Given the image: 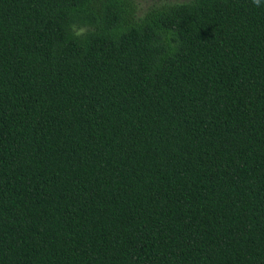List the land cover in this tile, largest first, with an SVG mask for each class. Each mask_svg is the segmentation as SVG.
<instances>
[{"label":"trees","instance_id":"trees-1","mask_svg":"<svg viewBox=\"0 0 264 264\" xmlns=\"http://www.w3.org/2000/svg\"><path fill=\"white\" fill-rule=\"evenodd\" d=\"M0 264H264V5L0 0Z\"/></svg>","mask_w":264,"mask_h":264},{"label":"rangeland","instance_id":"rangeland-1","mask_svg":"<svg viewBox=\"0 0 264 264\" xmlns=\"http://www.w3.org/2000/svg\"><path fill=\"white\" fill-rule=\"evenodd\" d=\"M135 1L138 5V8L142 10L149 4L158 3V2H162V1H169V0H135ZM170 1H172V0H170ZM176 1H182V0H176Z\"/></svg>","mask_w":264,"mask_h":264},{"label":"clouds","instance_id":"clouds-1","mask_svg":"<svg viewBox=\"0 0 264 264\" xmlns=\"http://www.w3.org/2000/svg\"><path fill=\"white\" fill-rule=\"evenodd\" d=\"M251 2L255 7H261L264 5V0H251Z\"/></svg>","mask_w":264,"mask_h":264}]
</instances>
